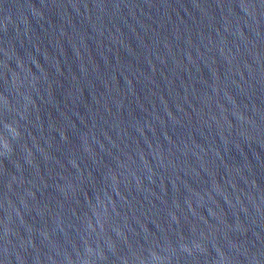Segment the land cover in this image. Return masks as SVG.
<instances>
[{
	"label": "water",
	"instance_id": "1",
	"mask_svg": "<svg viewBox=\"0 0 264 264\" xmlns=\"http://www.w3.org/2000/svg\"><path fill=\"white\" fill-rule=\"evenodd\" d=\"M0 264H264V0H0Z\"/></svg>",
	"mask_w": 264,
	"mask_h": 264
}]
</instances>
